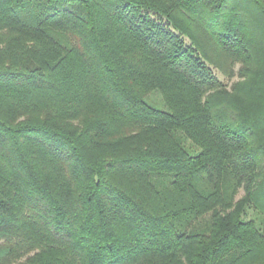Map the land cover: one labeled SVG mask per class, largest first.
<instances>
[{
    "label": "trees",
    "instance_id": "trees-1",
    "mask_svg": "<svg viewBox=\"0 0 264 264\" xmlns=\"http://www.w3.org/2000/svg\"><path fill=\"white\" fill-rule=\"evenodd\" d=\"M0 264H264V0H0Z\"/></svg>",
    "mask_w": 264,
    "mask_h": 264
},
{
    "label": "rangeland",
    "instance_id": "rangeland-1",
    "mask_svg": "<svg viewBox=\"0 0 264 264\" xmlns=\"http://www.w3.org/2000/svg\"><path fill=\"white\" fill-rule=\"evenodd\" d=\"M148 100L152 101V103H154L158 107H164L161 97L157 92H153L152 94H150Z\"/></svg>",
    "mask_w": 264,
    "mask_h": 264
}]
</instances>
